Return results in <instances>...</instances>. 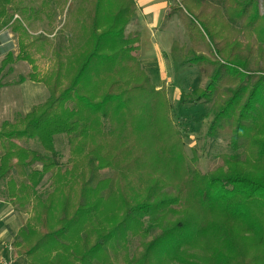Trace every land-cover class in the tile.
I'll return each mask as SVG.
<instances>
[{
    "label": "trees",
    "instance_id": "1",
    "mask_svg": "<svg viewBox=\"0 0 264 264\" xmlns=\"http://www.w3.org/2000/svg\"><path fill=\"white\" fill-rule=\"evenodd\" d=\"M16 1L0 0V31L11 27L19 44L0 65V89L6 66L26 61L31 72L17 82L28 77L50 92L23 117L0 125V181L10 179L8 195L22 206L36 197L34 217L13 240L26 264H115L112 250L125 252L124 264H264L261 1L180 0L169 13H184L193 42L185 50L174 40L172 58L207 77L182 103H213L207 138L229 132L231 152L208 172L186 150L188 125L183 116L174 119L166 86L152 81L137 54L141 32L128 31L137 0H76V32L59 43L57 66L43 76L29 50L27 11ZM20 12L23 18L15 17ZM57 135L71 144L66 167L55 151ZM26 138L53 155L17 142ZM102 160L110 175H102ZM37 163L42 168L31 169ZM48 173L52 190L41 199L36 188ZM13 174L25 179L20 189ZM151 229L159 232L130 255L129 238Z\"/></svg>",
    "mask_w": 264,
    "mask_h": 264
},
{
    "label": "rangeland",
    "instance_id": "2",
    "mask_svg": "<svg viewBox=\"0 0 264 264\" xmlns=\"http://www.w3.org/2000/svg\"><path fill=\"white\" fill-rule=\"evenodd\" d=\"M55 1V0H53ZM67 2L50 3L47 5L34 0H17L16 2L21 5V10L27 11L25 16L22 17V13H17L15 17L23 18L25 24L29 25L28 42L33 41L30 47L32 56L37 60V65L41 76L49 73L53 68H56V55L55 51L58 49L60 42L68 44V37H73L74 32L78 27L75 16L76 0H66ZM171 3L170 10L173 7H177L180 4V0H169ZM261 9L264 13L262 0ZM42 8H40V7ZM160 20V17H158ZM157 19V20H158ZM186 19L183 12H177L172 14L171 19H162L150 22L147 19H136L128 28V31L138 29L141 32V49L137 53L140 57L142 65L146 71L150 74L152 81L156 84V81L161 77L159 86L165 85L168 90L169 98L174 106L173 116L178 121L179 116H183L188 125V133L185 138L186 150L190 157L196 152L198 155V163L196 166L202 172H208L214 170L217 166L222 165L221 153H230L229 147V132H223L221 137L217 140L206 137V131L209 122L213 118L214 106L213 103H201L197 105L183 104V96L199 86H205L207 83L206 74L202 73L197 66L184 64L181 65L179 60H174L171 56V43L173 40H180L188 50L193 42L189 38L186 32V26L184 23ZM9 31L6 28L0 33V57L3 56L8 50L13 51L15 54L19 52L18 33L12 32L9 35ZM64 37V38H63ZM6 38V39H1ZM240 38L243 42L247 39L244 34H240ZM71 40H75V37ZM255 41V38H254ZM157 44V45H156ZM199 49L207 51L204 42H198ZM169 51V54H165L164 51ZM245 53H248L247 49H244ZM258 45L255 43L251 55L253 58L257 57ZM68 52H70L68 50ZM181 61V60H180ZM25 63V64H23ZM22 64V67L20 66ZM15 68V69H14ZM17 70V71H16ZM20 71V72H19ZM31 72V66L28 62H19L14 67L8 64L4 70L3 82L7 89L13 84H17L20 75H27ZM159 75V77H158ZM25 83H21L19 87H25ZM14 87V86H13ZM18 86L15 87L17 89ZM22 90V89H21ZM28 92V89L21 91V96L24 97ZM17 102V100H16ZM10 106H14L12 101H9ZM21 105V104H20ZM3 114L0 110V117H7L8 106L3 105ZM24 112H15L12 115L13 121L23 117ZM19 144L28 147L30 149L39 150L42 153H46L50 156L51 152H47L42 147L41 143L37 139L26 138L22 141H17ZM71 144L69 138L66 135H57L55 137V151L59 158L62 167L69 165V158L71 156ZM102 175H110L112 172L111 166L105 161L99 162ZM42 164L37 163L31 169H41ZM14 175V176H13ZM12 183L15 184L17 189L21 188V181L25 179L21 176L13 174ZM10 179H4L0 181V223L4 224L3 246L6 250H9L12 257L16 261V264L21 258L24 263L27 262L25 255H19L16 248L13 246V240L18 233V230L25 226L27 221L34 217L36 197L22 206L13 201L8 195V185ZM51 173H48L37 186V193L35 196L45 199L47 194L52 190ZM264 222V218H263ZM159 232L157 229H151L148 236L144 237H130L127 243V252L132 255L141 251L142 240L152 239ZM2 238V236H1ZM119 250V249H118ZM111 256L115 264H124L125 252L123 250H112ZM26 264V263H25Z\"/></svg>",
    "mask_w": 264,
    "mask_h": 264
},
{
    "label": "crops",
    "instance_id": "3",
    "mask_svg": "<svg viewBox=\"0 0 264 264\" xmlns=\"http://www.w3.org/2000/svg\"><path fill=\"white\" fill-rule=\"evenodd\" d=\"M170 5H171V3L169 0H137L138 10H137L136 19H138V17H140V18L147 19L148 21L154 22V23L158 19V17H160V20L158 19L160 22L162 21V19H166V18L171 19L172 15L169 16L170 8H171ZM158 20H157V22H158ZM6 30L10 32L9 35L13 36L11 31L12 32H14V31L12 30L11 27H7ZM136 30H138V29H136ZM1 32H3V30L0 31V33ZM15 33H17V32H15ZM1 39H6V38H1ZM173 41H172V43H173ZM172 43H171V48H172ZM10 52H13V51L8 50V52H6L3 56L0 57V65L2 64L3 60L6 58L8 53H10ZM170 52H171V49H170ZM170 52L166 51V50L164 51V53L169 54V56H170ZM19 62H21V61H17L15 63H12L11 65L14 67V65L18 64ZM22 62H26V61H22ZM23 64H25V63H23ZM20 66L22 67V64H20ZM3 74H4V72H3ZM20 76H28V74L27 75H20ZM158 77H159V75H158ZM160 82H161V77H159L158 80L156 81V85L159 86ZM23 83L26 84L24 89H28V92L26 94L24 92V97L21 96V91H23L24 89L19 87L21 85V83L17 82V84L11 85L10 87H12V89H7V86H5V85L0 89V110H2V112H3V109H2V108H4L3 105H7L8 106L7 112L9 113V115L7 117H5V116L0 117V125L6 120L13 121L12 115L15 112H24V114H27L28 112L31 111V109L34 106L42 104L48 99L50 92H49L47 86L43 82L33 81L27 77L25 79V81L22 82V84ZM16 86H18L17 89H15ZM10 100L12 101V103H14L13 107L10 106V104H9ZM16 100H17V102H16ZM3 114H5V111L3 112ZM4 230H5L4 224L1 222L0 223V260L12 257V254L10 253V251L6 250L3 246V241H4L3 238L4 237H3L2 233L4 232ZM1 236H2V238H1ZM19 262H20V264L26 263V261L24 263V261L21 258L19 259V261L17 263H19Z\"/></svg>",
    "mask_w": 264,
    "mask_h": 264
},
{
    "label": "built area",
    "instance_id": "4",
    "mask_svg": "<svg viewBox=\"0 0 264 264\" xmlns=\"http://www.w3.org/2000/svg\"><path fill=\"white\" fill-rule=\"evenodd\" d=\"M15 263L16 261L12 257L0 260V264H15Z\"/></svg>",
    "mask_w": 264,
    "mask_h": 264
}]
</instances>
